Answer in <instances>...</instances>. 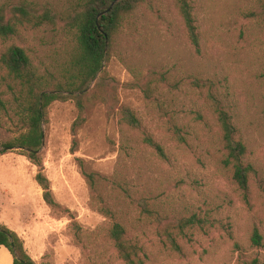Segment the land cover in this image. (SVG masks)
<instances>
[{
    "label": "rangeland",
    "instance_id": "obj_1",
    "mask_svg": "<svg viewBox=\"0 0 264 264\" xmlns=\"http://www.w3.org/2000/svg\"><path fill=\"white\" fill-rule=\"evenodd\" d=\"M24 1L37 13L63 12L76 2ZM137 2L104 67L117 85V106L133 109L141 129H121L116 114L105 104L91 101L82 124L72 132L78 115L74 100L51 102L41 125L39 157L58 206L44 202L42 189L34 180L29 212L3 219L15 228L35 264H123L105 237L110 219L96 209L97 201L84 176L92 172L154 198L165 208L167 221L192 213H208L215 220L205 232L195 231L192 241H181L183 253L179 254L163 246L153 223L143 222L131 204L107 189L105 195L117 220L147 252L146 264H243L242 260L251 257L264 264V16L259 15L255 0H196L201 37V52L196 53L174 0ZM10 43L26 50L38 74L49 76L65 58L71 34L58 24L27 26L15 37L0 40V52ZM134 70L143 75L169 71L172 79H181L184 85L179 92L163 89L159 101H148L131 85ZM2 75L5 72L0 67V90L5 88ZM192 76L221 83L247 144V159L255 168L245 194L221 163L218 128L203 103L205 98L189 87ZM0 97L5 101V109H0L1 148L23 129L15 113L16 103H9L8 94ZM196 111L202 115L199 120ZM171 124L188 132L186 142L172 136ZM143 132L161 143L167 160L141 142ZM3 154L20 155L19 161L11 163L23 169L29 181L34 179L38 168L25 155L9 149ZM254 228L262 236L261 246L250 243Z\"/></svg>",
    "mask_w": 264,
    "mask_h": 264
},
{
    "label": "trees",
    "instance_id": "obj_2",
    "mask_svg": "<svg viewBox=\"0 0 264 264\" xmlns=\"http://www.w3.org/2000/svg\"><path fill=\"white\" fill-rule=\"evenodd\" d=\"M138 0H76L65 11L55 13L43 10L37 13L26 1L18 3L0 2V40L15 37L22 27H38L43 24L61 25L66 33L71 34V46L65 52V58L56 66L54 74L44 76L33 68L26 50L15 43L5 45L0 52V67L5 72L1 76L5 88L0 96L8 94L9 103H16L15 113L22 131L13 139L1 144L0 154L6 149L25 155L37 166L34 179L42 189V198L50 207H57L51 195L49 182L42 173L39 157L41 146L42 121L45 109L55 100L71 98L74 100L78 115L72 123L71 130L84 120L88 103L96 101L105 104L118 117L121 129L140 130L141 120L136 112L128 106H117V85L108 75L106 68L94 80L104 61H107L113 46L123 35L128 25V17L138 6ZM177 12L182 19L186 37L194 49L201 52V37L197 25L196 0H174ZM258 13L264 16V0H255ZM131 85L141 90L148 101H159L163 89L181 91V79H172L169 71H151L143 75L133 71ZM189 87L201 97L213 115L221 142V163L229 171L234 184L245 194L249 188L250 177L255 173L253 164L247 159L248 147L241 133L236 118L229 110V103L221 90L220 81L197 76L190 77ZM182 86V87H181ZM0 109H5V101L0 97ZM174 115L170 116V120ZM202 115L195 112V119ZM172 136L179 142H186L188 132L176 124L170 125ZM183 131V132H182ZM141 142L149 147L158 158L167 160V155L150 133H141ZM91 196L97 201L96 209L107 216L110 221L105 228V237L123 264H146L149 258L143 245L133 234L130 235L125 224L118 221L105 191L119 194L137 211L143 222L153 223L156 235L161 237L163 246L179 254L183 253L181 241L193 240L195 231L205 232L212 227L208 213L200 216L196 213L166 220L168 214L162 204L154 198L147 197L121 184L119 180L107 178L92 172L84 173ZM253 246L262 245V236L257 228L250 234ZM0 245L7 247L13 255V264H35L26 254L17 233L0 224ZM243 264H258L256 257L242 260Z\"/></svg>",
    "mask_w": 264,
    "mask_h": 264
},
{
    "label": "crops",
    "instance_id": "obj_3",
    "mask_svg": "<svg viewBox=\"0 0 264 264\" xmlns=\"http://www.w3.org/2000/svg\"><path fill=\"white\" fill-rule=\"evenodd\" d=\"M17 155L0 154V224L12 231L15 228L3 219V216H23L32 207L34 180L23 174V169L11 163L19 161ZM14 161V162H16ZM0 264H13V255L4 245H0Z\"/></svg>",
    "mask_w": 264,
    "mask_h": 264
},
{
    "label": "water",
    "instance_id": "obj_4",
    "mask_svg": "<svg viewBox=\"0 0 264 264\" xmlns=\"http://www.w3.org/2000/svg\"><path fill=\"white\" fill-rule=\"evenodd\" d=\"M103 67H104V62L102 63L99 72L103 69ZM99 72H98V73H99ZM98 73H97V75H98ZM97 75H96V76H97ZM94 79H95V78H94ZM42 143H43V130H42V134H41V145H42Z\"/></svg>",
    "mask_w": 264,
    "mask_h": 264
}]
</instances>
